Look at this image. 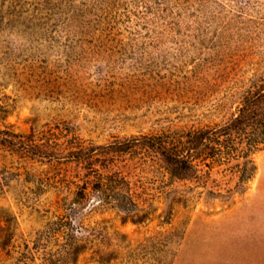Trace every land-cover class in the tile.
Listing matches in <instances>:
<instances>
[{"label":"rangeland","instance_id":"obj_1","mask_svg":"<svg viewBox=\"0 0 264 264\" xmlns=\"http://www.w3.org/2000/svg\"><path fill=\"white\" fill-rule=\"evenodd\" d=\"M262 74L264 0H0V131L37 146L0 147V264H65L47 230L81 172L72 151L223 124ZM252 158L241 189L224 167L181 181L143 151L102 157L149 218L89 215L77 264H264V151Z\"/></svg>","mask_w":264,"mask_h":264},{"label":"trees","instance_id":"obj_2","mask_svg":"<svg viewBox=\"0 0 264 264\" xmlns=\"http://www.w3.org/2000/svg\"><path fill=\"white\" fill-rule=\"evenodd\" d=\"M227 101L234 104L235 111L220 125L136 136L107 146L72 151L69 161L81 172L64 183L67 197H59L56 203V211L63 214L56 216L57 221L51 222L47 230L63 248V263L77 264L79 256L93 246L91 238L80 237L77 230L79 227L86 230L84 220L97 210L116 212L123 223L142 224L149 218L147 212L139 209L131 181L122 172L96 167L102 157L143 151L145 155L160 157L170 176L181 181L196 179L205 169L224 167L238 178V186L244 189L257 172L253 155L264 151V74L242 82ZM0 134V147L13 145L18 154L33 158L30 151L37 146L32 144L31 136L7 131ZM92 202L93 208L84 213ZM12 228L10 243L18 231L16 219ZM8 243L0 238V249L7 248Z\"/></svg>","mask_w":264,"mask_h":264}]
</instances>
